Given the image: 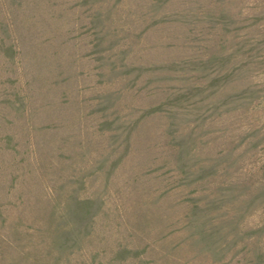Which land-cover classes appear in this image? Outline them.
Listing matches in <instances>:
<instances>
[{"label":"rangeland","instance_id":"374dc122","mask_svg":"<svg viewBox=\"0 0 264 264\" xmlns=\"http://www.w3.org/2000/svg\"><path fill=\"white\" fill-rule=\"evenodd\" d=\"M0 264H264V0H0Z\"/></svg>","mask_w":264,"mask_h":264}]
</instances>
